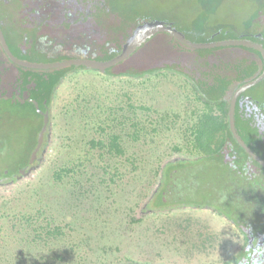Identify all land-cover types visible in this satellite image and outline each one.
I'll use <instances>...</instances> for the list:
<instances>
[{
  "label": "rangeland",
  "instance_id": "1",
  "mask_svg": "<svg viewBox=\"0 0 264 264\" xmlns=\"http://www.w3.org/2000/svg\"><path fill=\"white\" fill-rule=\"evenodd\" d=\"M6 11L13 15L11 9ZM101 14L110 25L130 32L129 37L159 21L171 24L182 38L194 43L209 42L221 31L220 40L264 31V0H107ZM248 59H240L235 47L194 48L158 32L110 72L115 75L131 66L138 70L176 67L201 83L229 76L232 85L257 75V60ZM242 64L243 70L236 74ZM243 91L264 106V73ZM195 102L189 82L171 73L133 81L107 80L84 71L66 77L53 102L55 142L50 151L33 176L0 191V228L4 230L0 235L5 240L8 234L16 235L5 231L10 226L5 219L16 211L34 214L41 209V218H49L65 235L46 247H23L24 256L39 264H215L235 255L243 246L237 229L210 209L186 205L195 200L226 207L223 187L218 189L210 179L217 174L207 171L216 163L201 160L167 166L165 173L171 169L167 185L157 199L153 194L143 206L156 184L161 159L182 144V129ZM163 114L178 117L173 125L165 124ZM130 117L145 126L140 140L131 137ZM41 121L28 103L0 99V181H7L4 174L11 177L30 159ZM108 132L124 135L122 158L101 156V149L90 145ZM62 169L73 171L55 180L54 173ZM257 180L264 187L263 168ZM184 205L191 208L153 213ZM10 243L5 246L9 254L15 246Z\"/></svg>",
  "mask_w": 264,
  "mask_h": 264
},
{
  "label": "trees",
  "instance_id": "2",
  "mask_svg": "<svg viewBox=\"0 0 264 264\" xmlns=\"http://www.w3.org/2000/svg\"><path fill=\"white\" fill-rule=\"evenodd\" d=\"M138 24V22L135 23L136 26H138ZM169 25L171 24L167 23L161 25L157 22H154L153 24V26L165 27H170ZM109 26H111L112 32V34H110L111 40L116 44L118 51L116 50L111 53L102 54V57L97 56L98 60H111L114 57L118 56V53L122 52V50L124 49V47L121 49V45L119 43L124 42L126 39H128V42H130L135 36L134 35L132 37H129L130 32H124L120 30V28H116L117 26ZM170 28L173 29L174 27ZM145 30L141 29L139 32L137 30L136 36L142 34ZM174 30L179 34V31H177V29ZM221 33L222 31L215 33L209 39V41L220 40L219 35H221ZM167 34L173 41H179L169 33ZM236 39L251 40L249 35H242ZM253 39L258 40L259 38L253 37ZM235 46L236 45H231V47ZM246 49L254 51L258 55L259 60L258 62L255 61V67L258 66V68H256L261 71V65H263L264 62L261 53L258 50H254L248 47H246ZM131 54H133V52ZM127 58H125L124 61L117 64L115 67L120 68L121 64L125 62ZM245 60L247 59L242 60V62H244ZM135 67L136 66L125 68L115 75L110 72L112 68H108L104 73L92 70H85L84 72L101 75L107 80L126 79L128 81L139 79L142 80L145 78H149L150 76L166 73L179 75L183 77L186 82H189L190 89L193 94V99L196 101L192 110L191 118L189 119V121H185L186 124L182 129V144L173 146L172 151L164 158H162L159 163L155 182L157 181V176L160 170L162 171V178L159 186L154 192L155 195L157 194L156 199L161 195L164 186L167 185V181H165L166 177L169 178L171 176V169L167 170L165 173V168H167V166H173L176 162L189 163L201 160L210 161L213 164H216L215 166L208 167L207 171L208 173L215 172L217 174L215 177L212 176L210 179H213L218 189H220L219 187H223L222 192L227 197L226 207H222V205H214L215 203H212V205L209 203L200 204L197 203L199 201L195 200V204L192 203L186 205H192L198 208L206 206L217 215L225 218L228 222L233 223L237 228H240V226H246V228H250L252 234L264 233V187L257 180L258 174L260 173L262 168L264 169V167H262L256 160L251 158L246 153V151L237 143L229 129L228 123V112L231 106L230 99L232 94L238 87L245 84V82L256 78L260 73L259 70L255 77L249 78L246 81L241 80L238 83L231 85V78L229 76H226L225 78H212L211 80H207L210 83H201V81L197 80L188 71L183 69H176V67H170L166 69L163 66L150 69L148 68L146 70H138ZM243 67L244 64H242V68L237 69L236 74L241 72L243 70ZM74 68L75 66L67 68H55L53 70L32 68L21 70L15 86L17 95L12 98L9 97L7 99L0 98L1 100L10 102L28 103L32 107L33 111L36 112L39 117H41V124L36 131L32 148L29 151L30 159L34 149L37 146L39 132L43 126V115L37 111L33 101H36L38 103V107L43 112H49L56 86L65 77H67L68 79L69 77H73L76 73L81 71L75 70ZM22 92L26 93V98L25 96L23 97ZM243 95L245 94L242 92L238 99H235L234 102L235 129L242 141L248 147H250V149L257 156L264 160V135L256 129L253 117L248 116L247 111H245L246 107L244 105V102H240ZM145 110L149 109L146 108ZM177 117V114L173 116V119L171 116L168 117L166 114L160 116L161 120L165 124H167L168 122H172V125L173 122H175V118ZM130 119L132 118L130 117ZM48 128L49 124H47V134ZM132 129L134 130L131 133L132 139L134 141L140 140L141 133H143V130H145V126L141 125L139 120L134 121L132 119ZM123 138L124 135L119 132H108L104 134L103 138H99L95 141L91 140L90 145L92 147H99L102 151L101 156L106 155L108 158H122V156L126 154V148L124 147ZM176 153H180L186 157L167 162L163 167L161 166L162 162L166 158ZM30 159H28L25 163L21 164V166L18 167L16 172L17 174L20 173L19 170H21L22 168L29 166ZM30 165L33 164L31 163ZM71 171L73 170L62 169L60 170L61 173L55 172L53 178L55 180H60L62 178V175H66V173H69ZM13 175L10 177L4 174L3 177L10 180L13 178ZM43 212L44 211L41 209H38L34 214L16 211L12 214V216L5 219V222H8L10 224V229L6 228L5 231L16 232V235L13 234L11 236L10 234H8L10 238L6 240L3 236L0 235L1 264H13V262L14 264H39L41 263V261L30 260V255L24 256L25 251L23 247L25 249H30V246L33 245H42L43 247H46L49 242L63 238L65 233L61 229V227L57 225L53 226L51 224V221L47 217H45L44 220L41 218ZM40 218L41 220L45 221L44 224L40 221ZM3 231V228H0V233H2ZM13 238H15L16 242L19 245H17ZM244 240H246V238H244ZM244 240L243 246L238 254H235L234 256H231L228 259L215 264H239L240 259L245 255ZM10 241L15 243V246L9 254L6 252L7 249H5V246H10L12 244L10 243ZM19 246L20 248H18ZM2 250H4V252H2ZM58 254L59 253H56V256ZM57 257L60 258L59 255ZM13 258L14 261L12 262L11 260ZM122 263L138 264L137 262L131 261H122Z\"/></svg>",
  "mask_w": 264,
  "mask_h": 264
},
{
  "label": "flooded vegetation",
  "instance_id": "3",
  "mask_svg": "<svg viewBox=\"0 0 264 264\" xmlns=\"http://www.w3.org/2000/svg\"><path fill=\"white\" fill-rule=\"evenodd\" d=\"M106 2L107 0H0V31L3 34L11 54L20 61L40 64L72 59L108 61L97 59L98 57H102V54L117 50L116 44L113 43L110 37V34H112L111 26H109L110 24L107 23L106 18L102 17L101 14V10L105 7ZM7 8L13 11V15H8L9 12L6 11ZM248 35L250 36V41L264 47L263 30H258ZM253 37L259 39L255 40ZM12 39H14L15 43L14 48L12 47ZM125 41L128 42V39ZM119 44L121 45V49L123 47L125 49V47L128 46L126 43L124 45L123 42ZM246 47L247 46L241 45L235 46L238 57L240 59L247 57L249 60L254 58L258 62V55L254 51L246 49ZM0 48V98L7 99L17 95L15 86L20 72L30 67L13 62L4 51L1 42ZM139 48L140 46H138L133 53ZM248 48L257 50L252 47ZM122 52L118 53V55ZM248 53L251 56H249ZM122 61H124V59ZM122 61L108 68H112L113 70L115 66ZM71 66H75V70L97 71L83 64H70L46 69H32L53 70L55 68H67ZM108 68H106L105 71ZM261 68V71L259 70L260 73L264 71V62ZM252 80L245 82V84ZM250 87H252V85L245 88V90L250 89ZM242 92L244 91L242 90L237 95L236 99H238ZM22 94L23 97L25 96L26 98V93L22 92ZM244 94L240 102H244L246 107L245 111H247L248 116L253 117L256 129L264 135V106L255 103L254 97L246 93ZM255 106H257V108ZM47 139L48 135L46 128L43 134V141L37 152V158L32 163L33 165L37 164L40 155L39 151L41 152ZM231 224L241 234L243 240L246 238V240H244L245 249L250 239L253 237H260L264 240V233L252 234L250 228H246V226H240V229L233 223ZM252 242L254 243V239ZM239 251L240 250H238V252ZM238 252L236 254H238Z\"/></svg>",
  "mask_w": 264,
  "mask_h": 264
},
{
  "label": "water",
  "instance_id": "4",
  "mask_svg": "<svg viewBox=\"0 0 264 264\" xmlns=\"http://www.w3.org/2000/svg\"><path fill=\"white\" fill-rule=\"evenodd\" d=\"M158 24L164 25V24H167V22L159 21ZM158 32L169 33L170 35H172L176 39H178L181 43L186 44V45L191 46V47H194V48L221 47V46H231V45H241V46L252 47V48H255L261 52V54L263 56V60H264V47L259 45V44L254 43L250 40H247V39H230V40L209 41V42H205V43H194V42H189L186 39L182 38L174 29H171V28L165 27V26H153V27L145 30L142 34L134 37L130 42H128V46L125 47L124 51L121 54H119L118 56H116L113 59L108 60V61H94V60H90V59H87V60L86 59H72V60H66V61H60V62L48 63V64L29 63V62L20 61V60L16 59L11 54L1 31H0V42H1V45L4 49V51L8 55V57L13 62L20 64L22 66H26V67H30V68H44V69H46V68H53V67H61V66L70 65V64H83V65L89 66L91 69H96L100 73H104L106 68L111 67L114 64H116V63L122 61L123 59H125L126 57H128L138 46H140L143 42H145L147 38H149L151 35L158 33ZM263 73H264V71H263ZM65 79H66V77L61 80V82L56 86V88L54 90V94L52 97V102H51V107L49 109V112H43L38 107V103L36 101H33L35 106H36L37 111L43 115V126L39 132V136H38V140H37V146L32 153L31 159L29 161V166L19 170L20 173L14 174L12 179L4 181V182L0 181V191L12 189L15 186H17L18 184H20L21 182H23V181L29 179L31 176H33L34 173L40 168V166L42 164V159H44L46 157V155L48 154V152L50 151V147H51L52 143L55 142L52 138V135H53V115H52L53 102H54L58 88L65 81ZM256 81H257V78H255L251 82L243 85L242 87L238 88L234 92L233 97L231 99V106H230L229 112H228V123H229V129H230L234 139L237 141V143L246 151V153L251 158L256 160L262 167H264V160L261 159L259 156H257L250 149V147H248L242 141V139L240 138V136L236 132L235 125H234V102H235V99H236L237 95L243 89L255 84ZM47 124H49L48 134H47L48 139H47V142H46L44 148L42 149V152L40 155L42 158H40L38 160L37 164L30 165L33 162V160L36 158V152L39 150V147L41 146V143L43 140V134L47 128ZM185 157L186 156H184L180 153L172 154L170 157L166 158L162 162L161 166L163 167L167 162L175 161L177 159L185 158ZM161 178H162V171L160 170L158 173V176H157L156 184L153 186L151 193L149 194L147 199L144 201L143 206L146 205L147 201L151 198V196L156 191L157 187L159 186V184L161 182ZM192 207H194L196 209H200V208L195 207V206H192ZM183 208H191V207L190 206L189 207L188 206H178V207H173V208H169V209L156 210V211H153V213H162V212H167L169 210L175 211V210L183 209ZM203 208L208 209V210L210 209L206 206H204ZM140 263H142V264H154L151 262H140ZM118 264H123V263L120 262ZM157 264H159V263H157Z\"/></svg>",
  "mask_w": 264,
  "mask_h": 264
},
{
  "label": "clouds",
  "instance_id": "5",
  "mask_svg": "<svg viewBox=\"0 0 264 264\" xmlns=\"http://www.w3.org/2000/svg\"><path fill=\"white\" fill-rule=\"evenodd\" d=\"M253 239L254 243L252 242ZM239 264H264V240L260 237L251 238L245 249V255L240 259Z\"/></svg>",
  "mask_w": 264,
  "mask_h": 264
}]
</instances>
